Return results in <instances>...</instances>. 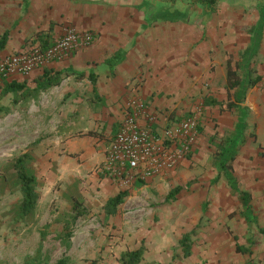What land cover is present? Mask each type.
Instances as JSON below:
<instances>
[{
	"label": "crops",
	"instance_id": "obj_1",
	"mask_svg": "<svg viewBox=\"0 0 264 264\" xmlns=\"http://www.w3.org/2000/svg\"><path fill=\"white\" fill-rule=\"evenodd\" d=\"M23 1L0 0V35L9 30V39L0 56L12 48L13 52L21 49L27 43H24L26 36L39 30L49 29L53 38L65 25L92 31L95 37L89 47L79 49L67 60L50 64L45 69L51 72L70 69L84 73L85 77L76 80L69 74L58 86L42 94L57 90L58 95H69L85 89L87 93L79 99L90 98L100 103L98 109L89 107L87 112L93 119L106 123V137L111 136L113 126H118L133 101L144 103L157 113L159 134L186 112L201 116L203 131L199 132L188 158L172 177V188L180 187L176 206H181V199L187 198L190 206L201 208L198 218L224 217V224L230 225L233 235L243 237L247 232H254V245L260 246L261 261H264V234L255 227L252 229L239 215L240 202L231 194L225 179L218 178L217 145L234 132L237 112L234 109L220 111L219 105L203 103L205 97L227 101L224 51L242 50L249 44V34L241 25H250L255 19L244 24L236 23L234 19L255 12L249 7V1L220 0L223 6L220 16L212 13L204 26L205 33L183 22L157 20L148 24L144 11L138 8L143 0H28L27 11L22 9ZM10 20L13 24L18 23L13 29L8 23ZM260 54L264 58V31ZM213 57H219L221 61H212ZM212 63L218 64L215 71L211 70ZM89 74L94 85L88 79ZM258 74L260 81L247 89L239 103L247 112V126L243 132L245 141L232 162V169L239 188L251 195L252 209L260 227L264 228V142L258 141L255 131L256 117L264 113V59ZM38 75L40 72H33L25 79L31 80ZM232 92L230 90L229 94ZM230 97L232 100V95ZM84 109L76 112L82 114ZM70 115L73 113H67L68 117ZM139 121L143 122L142 119ZM71 135L74 134H69L68 142L75 136ZM248 146L253 147L247 149ZM215 178L217 181L213 182ZM157 182L164 184L163 179L156 178L153 186H157ZM133 187L141 189L146 185ZM233 211L237 215L229 221L228 215ZM215 234L208 240L214 248L221 249L220 240L228 241L229 232L225 229ZM242 241L235 242L242 245Z\"/></svg>",
	"mask_w": 264,
	"mask_h": 264
},
{
	"label": "rangeland",
	"instance_id": "obj_2",
	"mask_svg": "<svg viewBox=\"0 0 264 264\" xmlns=\"http://www.w3.org/2000/svg\"><path fill=\"white\" fill-rule=\"evenodd\" d=\"M169 1L147 0V3L166 6ZM175 4L179 7V3ZM21 6L27 11L28 0ZM222 7L219 1L214 9L217 17ZM201 14L200 6H190V22L185 24L198 32L203 31L197 23ZM254 18L255 12L234 17L236 23L242 24L250 23ZM15 22H8L12 29L18 24ZM246 27L248 24L241 25L243 29ZM228 52L224 51V62ZM236 52L233 49L230 53L235 55ZM262 58L261 55L250 67L259 68ZM211 59L221 61L219 57ZM211 65V70L215 71L218 64ZM1 87L0 104L9 111L0 115V264H54L62 257L68 264H121L123 252L141 245L145 251L140 264H245L249 259L255 264L261 262L260 246L254 245V232H247L244 238L236 235L234 239L230 225L224 224V217L198 218L201 208L190 206L187 198L181 199V206H176L178 194L175 200L165 204V196L174 186L175 172L161 177L164 180L161 185L157 182L158 185L153 186L154 179L143 181L146 187L141 189L133 187L136 181L119 184L107 177L103 158L118 126H113L110 137L104 135L106 123L93 119L87 112L89 107L98 109L100 103L90 98L79 99L87 93L85 89L69 95H58L57 90L49 94L40 92L33 98L18 94L17 103L13 105V95L2 96ZM81 109H84L82 114L76 112ZM67 113L73 115L68 117ZM191 115L196 114L186 112L178 116V120ZM196 116L198 132H202L201 116ZM256 121L258 141L264 142V113L256 117ZM66 128L69 130L62 131ZM70 133L75 136L71 135L74 138L68 142ZM25 151L32 155L30 165L37 177L36 189L40 198L31 213L20 216L22 195L13 170L7 164ZM3 176L7 181L2 182ZM127 188L132 189L130 196L113 215L105 216L106 200ZM74 199L80 200L84 209L83 216L76 220L72 219ZM236 215H228L229 221ZM225 229L230 239L220 240L223 248H214L208 239ZM192 230L195 233L190 235V255L183 257L180 239ZM67 232H70V238L65 236ZM42 236L43 240L40 239ZM235 241H242L243 247L247 245L252 249L248 253L236 252Z\"/></svg>",
	"mask_w": 264,
	"mask_h": 264
},
{
	"label": "trees",
	"instance_id": "obj_3",
	"mask_svg": "<svg viewBox=\"0 0 264 264\" xmlns=\"http://www.w3.org/2000/svg\"><path fill=\"white\" fill-rule=\"evenodd\" d=\"M219 1L220 0H171L166 6L161 4L156 6L152 4L149 5L147 0H143L138 5V8L144 11L148 24L157 20L189 23L190 6L193 7L198 5L202 9V14L200 20H198L197 23L200 24V29L203 30L202 32H204V26L210 20L211 15ZM231 1L235 3H244L249 1V7L253 8L255 11V21L248 25V27L245 29V31L249 34V44L246 48L238 50L235 54L236 57L233 53H228L225 56L224 69L227 83V101L221 102L210 97H205L203 103L208 105H219L220 111L234 109L237 112L238 117L237 122L234 125V132L229 137H226L225 139L222 138L217 145L216 160L219 169L218 178L222 176L225 179L231 194L236 196L240 202L242 209L239 212V215L244 218L249 226L255 227L258 232L264 234V228L260 227L258 218L252 209L251 195L247 191L239 188L232 169V162L237 155L239 147L242 146L245 141L243 132L246 130L247 126V112L245 108L239 105V103L243 101L247 89L256 85L261 79V75L258 74V68H254L253 66L250 67V64L261 56L260 49L264 31V0ZM175 3H179V7H176ZM246 10L248 9L246 8ZM48 31L49 29L39 30L28 35L24 39V43L26 41L31 42L32 44L38 43L39 46L44 47L48 45L53 39V36L50 35ZM8 39L9 33L4 31L0 35V52L4 50ZM69 74L73 75L76 80H81L85 77L84 73H76L70 69L53 72L44 70L40 75L31 80L13 79L11 81H5L1 83V95L3 96L12 94V104L15 105L17 103L16 96L18 94H22V96H28L30 98L36 97L40 92H44L51 87L58 86ZM88 79L92 85H94V80L90 74L88 75ZM30 84L32 87H30ZM230 90H233L231 94H229ZM231 95L232 100L230 97ZM8 111V107L0 104V115H3ZM31 161V153L29 151H25L24 153L9 161L7 164V166L11 167L13 170L14 179L19 184V189L22 195V199L19 203L20 216L31 213L35 209L37 201L40 198L39 192L36 189L37 177L31 168ZM5 181H7V177L3 176L2 182ZM216 181L217 178L213 180V182ZM142 184L143 181L141 180H137L135 182L136 186H141ZM179 190L180 187L178 186L171 188L165 196V204L175 200V196L178 194ZM129 193L130 188H127L118 191L115 195L109 197L103 206L104 215H113L116 212L118 206L125 201ZM83 212L84 209L82 208L81 201L74 199L72 204V219L76 220L77 218L82 217ZM235 214V211L229 213L230 216H234ZM194 233L195 230H192L191 233H185L180 239L183 257H188L190 255V235ZM65 236L70 238V232H67ZM232 237L236 239V235H232ZM40 239L43 240V236L40 237ZM144 251L145 247L141 245L134 250H127L123 252L120 256L121 264H140ZM235 251L242 253L250 252L248 247H243L237 242L235 243ZM54 264L68 263L66 258L62 257ZM245 264H255V262L253 259H249ZM259 264H264V261L259 262Z\"/></svg>",
	"mask_w": 264,
	"mask_h": 264
},
{
	"label": "built area",
	"instance_id": "obj_4",
	"mask_svg": "<svg viewBox=\"0 0 264 264\" xmlns=\"http://www.w3.org/2000/svg\"><path fill=\"white\" fill-rule=\"evenodd\" d=\"M94 37L92 31L65 25L62 32L44 47L27 42L21 49L0 57V84L13 79L23 80L33 72L41 74L48 65L65 61L75 51L89 47ZM127 107L130 110L125 111L105 149L106 176L125 184L173 174L188 158L199 135L198 117L176 119L159 134L154 110L138 101Z\"/></svg>",
	"mask_w": 264,
	"mask_h": 264
}]
</instances>
